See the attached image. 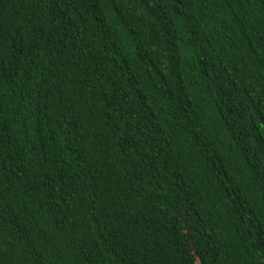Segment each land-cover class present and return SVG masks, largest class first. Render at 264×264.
<instances>
[{"label": "trees", "instance_id": "16d2710c", "mask_svg": "<svg viewBox=\"0 0 264 264\" xmlns=\"http://www.w3.org/2000/svg\"><path fill=\"white\" fill-rule=\"evenodd\" d=\"M0 264H264V0H0Z\"/></svg>", "mask_w": 264, "mask_h": 264}]
</instances>
